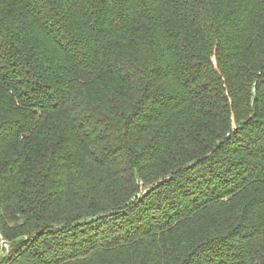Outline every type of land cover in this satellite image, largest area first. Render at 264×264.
Returning a JSON list of instances; mask_svg holds the SVG:
<instances>
[{
  "label": "trees",
  "instance_id": "16d2710c",
  "mask_svg": "<svg viewBox=\"0 0 264 264\" xmlns=\"http://www.w3.org/2000/svg\"><path fill=\"white\" fill-rule=\"evenodd\" d=\"M0 264H264V0H0Z\"/></svg>",
  "mask_w": 264,
  "mask_h": 264
},
{
  "label": "built area",
  "instance_id": "2783aa9c",
  "mask_svg": "<svg viewBox=\"0 0 264 264\" xmlns=\"http://www.w3.org/2000/svg\"><path fill=\"white\" fill-rule=\"evenodd\" d=\"M0 245L2 249L8 247V244L2 239L1 235H0Z\"/></svg>",
  "mask_w": 264,
  "mask_h": 264
},
{
  "label": "rangeland",
  "instance_id": "374dc122",
  "mask_svg": "<svg viewBox=\"0 0 264 264\" xmlns=\"http://www.w3.org/2000/svg\"><path fill=\"white\" fill-rule=\"evenodd\" d=\"M0 248H1V245H0ZM3 249H4V250H3L4 253H5V252L7 253V252L9 251V249H10V247H9V243H8V247H7V248H3Z\"/></svg>",
  "mask_w": 264,
  "mask_h": 264
}]
</instances>
